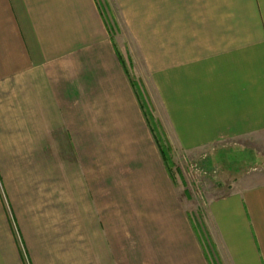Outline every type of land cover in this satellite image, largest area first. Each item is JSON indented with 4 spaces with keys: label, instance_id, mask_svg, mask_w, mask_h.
<instances>
[{
    "label": "crops",
    "instance_id": "0c3cea01",
    "mask_svg": "<svg viewBox=\"0 0 264 264\" xmlns=\"http://www.w3.org/2000/svg\"><path fill=\"white\" fill-rule=\"evenodd\" d=\"M136 3L142 98L103 1L0 0V264H264V181L200 228L143 103L173 159L264 134V0Z\"/></svg>",
    "mask_w": 264,
    "mask_h": 264
},
{
    "label": "rangeland",
    "instance_id": "374dc122",
    "mask_svg": "<svg viewBox=\"0 0 264 264\" xmlns=\"http://www.w3.org/2000/svg\"><path fill=\"white\" fill-rule=\"evenodd\" d=\"M101 1H103L104 9L106 11L105 14L111 25L117 45L126 56H131L128 63V66H130L129 71L138 88L143 93L145 89L142 91V79L147 82L149 74L147 73L148 70L146 68L144 57L139 51V46L128 29L129 26L127 25H129V21L127 20L126 15L128 11L125 13L127 7L129 9H133V7L136 8L138 6L136 3L138 0H136V2L133 0V2H128V0ZM131 3L133 5H131ZM133 21L136 26L134 17ZM137 23H139V20ZM143 101L145 105L148 106L147 108L150 110L154 122L162 128L161 130H163V126L157 119L159 118V114L155 97L152 95L151 98L149 94H146V98H144ZM55 140H57V154H65V151H68V142L65 141L64 136L58 135ZM166 141L169 143L167 138ZM211 151L212 154L208 149H203L189 155L186 154L185 156L176 155V159L172 158L176 165L173 169V173L175 172L178 180L185 206L200 228L204 214L206 213L207 202L210 198L218 195V193L222 191V187L227 188L232 181L242 176L254 177L251 179V182L253 183L264 181L263 133L254 138L235 140L229 143H220ZM171 156L173 157V155ZM256 165L257 167H254ZM176 168H179L180 172H178ZM202 168H204L203 171L201 170ZM205 171H207V174L204 173ZM249 173L251 174L249 175ZM182 181H184L186 185H183Z\"/></svg>",
    "mask_w": 264,
    "mask_h": 264
},
{
    "label": "trees",
    "instance_id": "16d2710c",
    "mask_svg": "<svg viewBox=\"0 0 264 264\" xmlns=\"http://www.w3.org/2000/svg\"><path fill=\"white\" fill-rule=\"evenodd\" d=\"M135 87H136L137 92H139L141 94V98H142V92L138 88L137 84L135 85ZM143 103H144V101H143ZM144 105H145V103H144ZM147 107L148 106H146V105L144 106L145 112H146V115L148 117L149 122L151 123V125L153 127V131H154L155 137L157 139V142L159 144L161 153H162V155L165 159V162L168 165L169 169L173 172V169L175 168V164H174V162L172 160V156H171L172 148H171L170 144L166 141V137L163 134L161 128L158 126V124H156L154 122V118H153L150 110ZM176 170L178 172H180L179 168H176ZM174 174H175V172H174Z\"/></svg>",
    "mask_w": 264,
    "mask_h": 264
},
{
    "label": "built area",
    "instance_id": "2783aa9c",
    "mask_svg": "<svg viewBox=\"0 0 264 264\" xmlns=\"http://www.w3.org/2000/svg\"><path fill=\"white\" fill-rule=\"evenodd\" d=\"M202 171L204 170V168L201 169ZM205 174H207V171L204 172Z\"/></svg>",
    "mask_w": 264,
    "mask_h": 264
}]
</instances>
